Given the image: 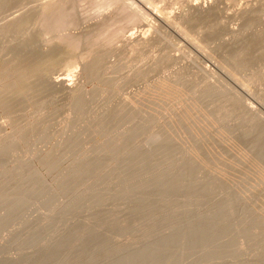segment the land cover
<instances>
[{"label":"rangeland","instance_id":"1","mask_svg":"<svg viewBox=\"0 0 264 264\" xmlns=\"http://www.w3.org/2000/svg\"><path fill=\"white\" fill-rule=\"evenodd\" d=\"M0 2V264H264V0Z\"/></svg>","mask_w":264,"mask_h":264},{"label":"bare ground","instance_id":"2","mask_svg":"<svg viewBox=\"0 0 264 264\" xmlns=\"http://www.w3.org/2000/svg\"><path fill=\"white\" fill-rule=\"evenodd\" d=\"M63 1V0H62ZM56 2V1H55ZM1 3V2H0ZM59 3H60V1H59ZM44 4V3H43ZM2 5V4H1ZM47 5V4H46ZM42 7V9L43 8H45V4L44 5H41ZM50 5H48L47 7L48 8H51L52 6H55V5H52V6H50ZM1 7V6H0ZM3 7V6H2ZM7 8V7H6ZM58 8V7H57ZM56 8V9H57ZM1 9V8H0ZM41 9V10H42ZM3 10H6V9H3L2 8V10H0V11H3ZM40 10V11H41ZM62 10V9H61ZM60 10V11H61ZM7 11V10H6ZM63 11V10H62ZM55 12V11H54ZM148 14L150 15V16H152L153 18H155L157 21H159L160 23H162L164 26H167V27H170V26H168V25H170V23H171V21H170V19H161V18H159V16L158 15H156L153 11H151V10H149L148 9ZM41 13H42V17H43V11H41ZM47 13V12H46ZM45 13V14H46ZM49 14H50V12H48ZM58 13V12H57ZM65 13V12H64ZM196 14V16L197 15H201V16H204V15H206L207 14V6L206 5H203V6H200V7H197V8H192V10L191 11H185L184 13H183V15H182V18L181 19H183V17L184 16H187V15H193V17H194V15ZM47 16H48V14H46ZM65 15V14H64ZM145 15V14H144ZM50 16V15H49ZM61 16H62V14H61ZM66 16V15H65ZM180 16V15H179ZM195 16V17H196ZM41 17V16H40ZM41 17V18H42ZM146 17V16H145ZM188 17V16H187ZM191 17V16H190ZM52 18V17H51ZM50 18V19H51ZM64 18V17H63ZM186 21L184 22V21H182V20H180L181 21V23H180V21H177V20H179V17H178V19H176V21H177V24L179 23V24H181L182 26L183 25H185V24H189V22H188V20L186 19V18H184ZM44 20H45V18H44ZM174 21H175V18L173 19ZM172 20V21H173ZM43 21V20H42ZM52 21V20H51ZM63 21H64V19H63ZM175 21V22H176ZM44 23L46 22V21H43ZM182 22L183 23H185V24H182ZM187 22V23H186ZM53 23V22H52ZM55 24V23H54ZM172 24V23H171ZM174 25H176V23L174 24ZM171 26H173V24L171 25ZM181 27V26H180ZM178 28V27H177ZM183 28V27H182ZM175 30H177L176 28H174ZM63 30V29H62ZM174 30V31H175ZM173 31V32H174ZM181 32V31H180ZM174 33H176V31L174 32ZM126 40H127V44H129V46H133V44L137 41V39L136 38H134V37H131V36H129V37H127L126 38ZM78 43H79V41H78ZM75 46V45H74ZM71 47V46H70ZM75 48H76V46H75ZM49 57V56H48ZM48 59V58H47ZM51 60V59H50ZM49 61V60H48ZM50 62V61H49ZM47 63V62H46ZM82 77V76H81ZM80 77V78H81ZM80 80V79H79ZM78 80V81H79ZM82 80V79H81ZM41 84H47L48 86H50L51 88H54V89H56V90H59V91H62L63 93H65L67 96H75V94H76V92H77V90H78V88L76 87V86H74V85H72V84H69V82L66 80V79H54V78H52L51 76L50 77H46L44 80H42V82H41ZM46 85V86H47ZM82 85V84H81ZM84 90V89H83ZM85 91V90H84ZM72 98H74V97H72ZM244 109H245V112H247V113H251L252 114V112H253V109H251L248 105L247 106H244ZM255 111V110H254ZM255 114H258V113H255ZM264 116V115H263ZM258 118V117H257ZM260 118V117H259ZM263 119H264V117H263ZM260 120V119H259ZM261 121H262V117H261ZM260 121V122H261ZM259 123V122H258ZM262 123V122H261ZM262 124H264V123H262ZM261 124V125H262ZM4 125V124H3ZM2 125V126H3ZM1 126V125H0ZM4 127V126H3ZM2 129H4V128H2ZM161 164H163V163H161ZM156 169L158 170H156V172H159V169L156 167ZM161 170H163V169H161ZM155 173V172H154ZM163 181V180H162ZM164 187V183L162 184V188ZM165 191H166V185H165ZM150 203H152V202H150ZM153 223H154V221H152ZM243 224V223H242ZM204 226V224L202 225V227ZM206 226H207V224H206ZM197 228H199V227H197ZM204 228H206L205 226H204ZM208 228V227H207ZM200 229H201V227H200ZM240 229V228H239ZM238 229V230H239ZM242 229V228H241ZM198 231H199V229H197ZM196 229H195V231H197ZM205 231V230H204ZM206 232H207V229H206ZM198 233V232H197ZM202 233H205V232H203L202 231ZM201 233V234H202ZM148 234V233H147ZM149 234H151V233H149ZM199 234H200V231H199ZM146 235V234H145ZM203 235V234H202ZM151 236V235H150ZM145 237V236H144ZM143 237V238H144ZM146 237H149V235L147 236L146 235ZM151 238V237H150ZM149 238V239H150ZM148 240V239H147ZM131 248V247H130ZM132 250V249H131ZM132 252H134L135 253V255L137 254V252H135L134 250L132 251ZM141 252H144V251H141ZM134 253H132V254H134ZM139 253V252H138ZM127 254H129V253H127ZM132 254H130V255H132ZM135 255H132V257L134 256L135 257ZM139 255V254H138ZM144 255H145V253L143 254V256H141V255H139V257H138V259H139V261H138V259L136 260V258L137 257H135V262L136 261H138L137 263L139 264V262H140V256L141 257H144ZM147 256H148V254H147ZM151 256V255H150ZM134 259V258H133ZM147 259H149V260H151L152 258L150 257V258H148L147 257ZM124 261H125V259H123ZM141 260H142V258H141ZM124 261H123V263H124ZM128 261V260H127ZM134 261V260H133ZM134 262V263H135ZM120 262H117V264H119ZM136 263V264H137ZM121 264H122V260H121Z\"/></svg>","mask_w":264,"mask_h":264}]
</instances>
